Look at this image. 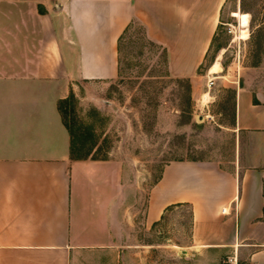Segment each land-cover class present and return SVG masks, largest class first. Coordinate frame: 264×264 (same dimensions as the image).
<instances>
[{
	"label": "crops",
	"instance_id": "1",
	"mask_svg": "<svg viewBox=\"0 0 264 264\" xmlns=\"http://www.w3.org/2000/svg\"><path fill=\"white\" fill-rule=\"evenodd\" d=\"M226 2L60 0L40 13L36 0H0V264L127 259L139 186L123 164L73 159L59 103L80 82L119 76V39L135 21L165 49L170 73L197 86ZM233 83L234 129L258 142L231 169L165 165L140 223L151 229L169 206L189 203L193 247L264 264V92Z\"/></svg>",
	"mask_w": 264,
	"mask_h": 264
},
{
	"label": "rangeland",
	"instance_id": "2",
	"mask_svg": "<svg viewBox=\"0 0 264 264\" xmlns=\"http://www.w3.org/2000/svg\"><path fill=\"white\" fill-rule=\"evenodd\" d=\"M59 1L36 4L44 13ZM222 14L199 70L203 77H194L197 86L170 73L165 49L148 39L143 24L135 21L122 39L119 76L105 83L80 82L60 105L74 140L73 159L123 164L139 186L137 225L122 244L127 259L119 264H232L228 254L193 247L189 204L172 207L151 229L140 223L149 189L165 165L206 160L231 169L239 154L258 142L234 129L233 82L264 92V0H227ZM216 63L221 71L213 74ZM208 70L214 80L211 88L205 78Z\"/></svg>",
	"mask_w": 264,
	"mask_h": 264
},
{
	"label": "trees",
	"instance_id": "3",
	"mask_svg": "<svg viewBox=\"0 0 264 264\" xmlns=\"http://www.w3.org/2000/svg\"><path fill=\"white\" fill-rule=\"evenodd\" d=\"M243 1V0H242ZM130 27V26H129ZM129 27L125 30V32L123 33V35L120 37L119 39V44H118V50H119V72H120V53H121V43H122V39H123V36L125 35L126 31L129 29ZM153 42V41H152ZM155 43V42H154ZM66 100V99H65ZM65 100H62L60 103H59V107L60 105L65 101ZM68 127V126H67ZM69 129V128H68ZM70 131V130H69ZM72 135V134H71ZM72 151H74V140H73V146H72ZM184 204H189V203H178V204H174L172 206H169L167 208V212L172 208V207H177V206H181V205H184ZM190 205V204H189ZM191 206V205H190ZM165 215H162V218H164ZM158 223V222H157ZM155 223V225L157 224Z\"/></svg>",
	"mask_w": 264,
	"mask_h": 264
},
{
	"label": "bare ground",
	"instance_id": "4",
	"mask_svg": "<svg viewBox=\"0 0 264 264\" xmlns=\"http://www.w3.org/2000/svg\"><path fill=\"white\" fill-rule=\"evenodd\" d=\"M221 71V67H220V64L219 63H216L213 68H212V73L213 74H216V73H219ZM209 95L208 94H205L204 95V98H207Z\"/></svg>",
	"mask_w": 264,
	"mask_h": 264
},
{
	"label": "built area",
	"instance_id": "5",
	"mask_svg": "<svg viewBox=\"0 0 264 264\" xmlns=\"http://www.w3.org/2000/svg\"><path fill=\"white\" fill-rule=\"evenodd\" d=\"M212 85H214V80H213V78L209 79V80H208V83H207L208 88H211ZM225 211H226V209L224 208V209L222 210V212L225 213Z\"/></svg>",
	"mask_w": 264,
	"mask_h": 264
}]
</instances>
